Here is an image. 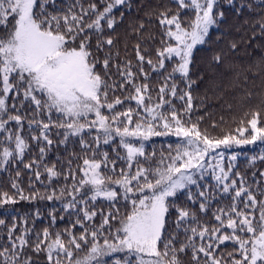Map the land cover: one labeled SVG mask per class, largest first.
I'll return each instance as SVG.
<instances>
[{
  "label": "snow or ice",
  "instance_id": "1",
  "mask_svg": "<svg viewBox=\"0 0 264 264\" xmlns=\"http://www.w3.org/2000/svg\"><path fill=\"white\" fill-rule=\"evenodd\" d=\"M173 3L175 12L165 7L145 13L149 21L154 16L163 30L155 60L146 58L148 49L141 47L154 39L145 32V21L129 22L126 36L137 37L134 64L120 56L116 35L117 25L133 8L132 0H65L63 6L56 0H0V30L4 32L0 36V172H8L19 199L60 201L65 212L76 210L69 228L53 235L45 227L32 243L28 239L32 229H18L16 222L7 226L0 219V225L7 227V244H0V264H34L26 254L28 248L44 253L48 264H107L109 258L113 264H185L182 257L189 253L190 264H264V171L259 172L261 179L254 171L250 183L234 171L235 154L227 156L225 166L226 153L234 146H264V51L247 67L227 65L229 86L240 88L245 99L254 95L249 77L260 80L255 93L259 106L238 120L233 117L235 128L222 127L227 123L223 117L220 123L213 121L202 128L205 117L193 119L197 109L190 66L194 49L209 43L212 31L224 22L225 11L222 0ZM223 3L238 16L250 10L256 18L244 19L237 31L250 32L247 41H241L246 46L255 41V48L264 50V0L255 6L237 0ZM182 13L190 15L183 19ZM237 48V41L228 43L230 51ZM124 50L128 51L127 43ZM226 55L223 49L213 52L209 66L225 65ZM166 62H174L170 72ZM145 65L161 78L158 86L149 83ZM211 83L220 87L215 80ZM25 104L32 109L31 119L21 114ZM53 114L58 119L53 120ZM25 119L29 129L35 125L39 132L31 134V140L44 145L39 146V159L29 162L24 161L30 147L22 135ZM52 128L62 134L60 144L76 138L84 153L70 152L61 170L55 163L43 164L46 146L53 144ZM153 137H173L174 146L170 143L167 150L147 152L145 143ZM102 145L113 146L115 159L100 151ZM80 160L82 164L74 166ZM257 160L264 162V153L251 158L253 166ZM118 162L124 167L118 169ZM17 163L41 183L43 166L49 181L44 195L39 189L24 195L21 171L16 170L14 176L10 171V165ZM209 175L214 184L206 182ZM60 178L65 183L52 187ZM181 194L192 204L198 202V212L175 202ZM217 195L229 197L231 203L214 209L212 221H201L200 214H207ZM98 199L109 202L107 212L95 209ZM121 200L130 204L123 215L116 207ZM16 203L15 195L0 192V206ZM170 210L176 213L174 222L169 219ZM11 211L15 209L0 208V214ZM54 213L55 209L49 213L53 224ZM39 216L37 210L35 217ZM27 223L24 219L23 224ZM226 242L232 251L221 250Z\"/></svg>",
  "mask_w": 264,
  "mask_h": 264
},
{
  "label": "trees",
  "instance_id": "2",
  "mask_svg": "<svg viewBox=\"0 0 264 264\" xmlns=\"http://www.w3.org/2000/svg\"><path fill=\"white\" fill-rule=\"evenodd\" d=\"M65 0H56V4L58 6H63ZM87 2V0H86ZM133 8L131 11L126 12L125 19L123 23L118 24L116 27V35L120 37L117 47L120 49V56H127L128 59H131L135 64V53L133 51V45L137 42V37L128 35L126 33L129 31L128 24L129 22L136 20H144L146 24V33H151L154 37L151 41H146L141 45L142 48H147L148 51L145 54L146 58L151 56L152 59L155 60V49L160 46V40L163 38L162 28L159 25L157 19L153 16L151 21H149L145 17V13L153 10H159L161 8H171L173 12L177 10V5L173 3V0H132ZM247 2L251 3L254 6L259 3V0H237V3ZM222 8L225 11V20L221 24L219 30H213L211 33L210 41L206 45L198 46L194 49L193 54V64L190 66V78L195 81L192 86L191 92L193 95V104L197 109L193 114V119L197 116L205 117L203 124L201 127H208L211 125L213 121L220 123L221 117L227 123L223 124L222 127L227 128L231 125L232 128L238 126L236 123H232L233 117H236L237 120L243 116L245 111L250 109H256L259 106V97L255 95L258 92L260 80H253L249 77V90L254 92V95L251 99L244 98V92L240 88H231L229 86L231 81V73L227 71V65H236L239 67H247L250 64H253L254 61L262 54L264 50H258L255 48V41L251 42L246 46L245 43L241 41H247L248 35L250 32L246 34L244 29H240L237 31V27L242 24L244 19H255L256 17L250 14V10L245 9L243 15L238 16L232 7H229L223 3L222 0ZM49 11H52V8H49ZM117 15H119V10H117ZM190 14L182 13V18L186 19ZM13 21L11 17H9L8 24L11 26ZM4 32L0 30V36H3ZM217 36H220L221 39L217 41ZM230 41H237L238 48L235 51H230L228 49V43ZM95 41L93 40V44ZM127 43L128 51L125 52L124 44ZM223 49L226 55L225 65L216 68L215 66H209V58L213 52L219 51ZM174 62H166L167 71L170 72L172 69ZM145 71L150 73V81L149 83L158 86L160 82V77L157 73L152 72L147 65H145ZM166 74V73H165ZM242 79V78H241ZM215 80L220 84L219 88H215L212 86V81ZM177 83L181 88L184 87L182 81L177 78ZM255 84L256 88L253 89L251 86ZM11 103V101L9 102ZM177 107H180V102L176 101ZM231 105V108L228 106ZM133 106L134 103H133ZM127 107V105H125ZM264 107V106H261ZM21 114H26L28 119L32 117V109L25 104L24 109L21 110ZM262 117H264V111L261 113ZM28 119L23 121V129L22 135L28 140L29 150L26 152L24 161L29 162L33 159H39V146H44L43 144L37 145L35 141L31 140V134L39 135L36 126L33 125L32 129L28 128ZM37 119H45V117H37ZM53 120L58 119L56 114L52 116ZM11 127L15 128L16 125L14 122L10 124ZM59 130L52 128L49 132L50 138L53 140V144L51 146H46V155L43 160V164L52 165L56 164L58 170L62 169V162L66 160L68 154L70 152H76L81 156L84 153H81V149L76 138H72L68 144H60L59 141L63 139L62 134L57 135ZM216 132H219V129H216ZM0 135H3L0 133ZM88 139V137H85ZM118 143V138H117ZM173 144L174 139H165V138H157L153 137L150 141L145 143V148L147 152L153 151L156 149L157 152L160 150H167L169 144ZM236 149H232L233 151L238 150L241 153V156L237 159V164L234 168V171H238L243 174L248 181L252 182V173L255 171L257 173V179H261L259 176L260 171H264V162L257 160L255 165L253 166L251 163V158L253 156H259L261 153H264V146L259 145H243V146H234ZM233 147V148H234ZM112 145H102L100 151H107L109 153L110 159H115L116 153L113 152ZM120 154L123 155V151L119 150ZM231 151V150H230ZM90 156L91 153H88ZM97 158H100L99 156ZM76 163L82 164V160L74 161V166ZM119 167H124L122 163L118 162ZM66 163L63 164V169L66 170ZM21 171V178L19 183L21 187L24 189V195H30V192L39 189L40 194H45V185L49 183L47 175L44 173L43 166L40 167L41 181L43 183L35 181V177L33 172L25 170L23 168V164L17 163L15 165H10V171L12 175H15V171ZM111 174V173H106ZM31 178V180H30ZM79 178V177H78ZM30 182L33 183V187H29ZM206 182L209 184H214L215 182L212 180V177L206 179ZM65 181L63 178L58 180H54L52 183V187H58L59 185H63ZM71 183V181H68ZM203 183V182H202ZM7 191L10 195H15L17 198V203L15 205H7L0 206V208L7 209H15V211H11L9 214H0V219L5 220V224L7 226H11L14 222L18 224V229L27 227L32 229V231L28 235L29 242L32 243L36 239V233L42 232V229L45 227L49 228V231L53 233V235L57 231H63L65 228H69L71 224L75 221V209L69 210L65 212L62 207V203L60 201H48V200H21L19 199L18 194H16L15 190H13L10 186V181L8 178V172H0V192ZM47 191H51V188H48ZM193 193L197 192L195 187L192 188ZM260 197H258L259 199ZM177 204L181 206H186L196 210L198 212V202L196 204H192L187 200V197L183 194L179 195L175 201ZM231 203L229 197L225 195H217V198L212 201L211 206L207 214H200L201 221H212V211L218 207H223ZM89 207H93L92 204ZM94 207L97 211L103 209L105 212L109 210L111 205L108 201L103 199H98ZM119 208L120 214L123 215L126 211L130 209V204L126 205L122 200L119 204L116 205ZM242 207V205H241ZM55 209L56 221L53 224L51 222V213ZM39 210L40 216L38 218L35 217V213ZM176 213L174 210H170L169 219L174 222ZM63 217V219H61ZM27 219L28 223L23 224V220ZM100 217L97 216L95 218V222L99 223ZM115 226V222H113ZM170 228H174V223L170 225ZM79 227L75 229V231L79 232ZM16 234H19L17 231ZM66 239V237H65ZM0 244H7V227L0 225ZM179 245H177L178 247ZM222 251H232V245L226 242V246H222ZM26 254L32 257L34 264H48L46 260V256L44 253L36 254L32 252L31 248L26 249ZM83 253H79L78 255H82ZM182 259L185 260V264H190L191 255L190 253L186 256H183ZM107 264H113V260L109 258L107 260Z\"/></svg>",
  "mask_w": 264,
  "mask_h": 264
},
{
  "label": "rangeland",
  "instance_id": "3",
  "mask_svg": "<svg viewBox=\"0 0 264 264\" xmlns=\"http://www.w3.org/2000/svg\"><path fill=\"white\" fill-rule=\"evenodd\" d=\"M198 47V46H197ZM157 138H165V139H175L173 137H157ZM232 149H236V147L232 148ZM232 149L228 150L227 153H226V159H225V166H227V156L229 155H232V154H235L237 156V159L239 158V156H241V153L236 150V151H233ZM237 159L236 161L234 162L235 166L237 164ZM210 178V175L206 177V179Z\"/></svg>",
  "mask_w": 264,
  "mask_h": 264
}]
</instances>
